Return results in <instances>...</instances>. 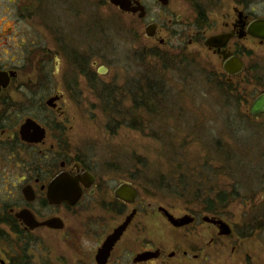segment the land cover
<instances>
[{
	"label": "rangeland",
	"instance_id": "rangeland-1",
	"mask_svg": "<svg viewBox=\"0 0 264 264\" xmlns=\"http://www.w3.org/2000/svg\"><path fill=\"white\" fill-rule=\"evenodd\" d=\"M223 2L224 6L216 8L215 14L210 15L211 26L204 37L225 31L224 22L234 18V2ZM252 3L248 9V13L253 10L251 18L264 17L261 2ZM12 8H16V4L0 0V60L26 58L36 44L49 49L50 34L38 31L34 19L15 22L14 11H9ZM50 13L54 15L56 10L53 8ZM103 14L99 27L89 16L88 29L71 32L67 41L71 40L74 45L84 42L83 46L104 50L107 56L101 62L108 68L104 82L114 81L118 91L103 95L87 91L81 92L82 96L73 91V95L65 97V116L53 118L65 120L68 127H72L69 134L74 154L86 155L97 170H108L109 174L102 176H109L114 187L120 180L131 183L138 190V201L127 211L136 209L137 214L119 247H126L131 240L137 252L144 248L161 249L165 254L175 252L176 256L165 258L164 264H182L178 253L189 247L201 248L202 254L208 255L206 242L213 233L212 226L199 219L198 224L178 231L163 219L157 208L166 209L174 217L205 212L203 205L208 207L210 204L203 201L209 198L216 203L221 191L227 195V202L218 217L233 230L234 236H216L214 264H264V115L251 117L248 113L252 101L264 93V79L257 81L256 77L264 76V43L247 37L230 44L243 63L241 75L231 83V91L242 98V103L239 107H226L222 93L228 91L220 88L226 83L221 75V60L207 51L202 39L192 38L191 31L184 34L183 42L163 34L167 45L160 46L147 40L144 33L123 29L109 12ZM45 19L52 21L51 15ZM7 30H12L11 35L4 37ZM189 39H192V45H188ZM165 55L166 70L162 72ZM180 59L182 62L178 63ZM1 61L0 64L5 65ZM153 69L164 75V97L156 100L148 97L153 105L143 106L141 94L129 92L132 88L129 82L142 83L143 77L156 81ZM30 76L34 79V75ZM43 82L40 88L29 89L30 80L24 81L26 86L22 89L24 94L19 106L3 123L0 216L9 208L17 209L24 204L16 182H11L15 185L13 188L2 185L4 176L13 181L17 177L15 170L20 168L7 158L3 142L17 135L19 124L29 115L37 114L40 119H45L50 114L49 111L40 114L52 89L51 81ZM121 111L133 112L130 115L133 118L124 117ZM168 185L170 192L165 189ZM176 185L186 188L199 185L205 193L195 198L187 190L182 198H178L172 193ZM123 216L121 214L120 219ZM70 219L74 236L86 233L80 246H74L71 251V263L81 264L82 251L91 254L96 243L118 222V215L106 214L94 207L88 209L81 204L73 209ZM217 232L212 236L215 237ZM34 254L39 256L37 251ZM203 257L205 261H191L189 256V262L213 264L208 257Z\"/></svg>",
	"mask_w": 264,
	"mask_h": 264
},
{
	"label": "flooded vegetation",
	"instance_id": "flooded-vegetation-1",
	"mask_svg": "<svg viewBox=\"0 0 264 264\" xmlns=\"http://www.w3.org/2000/svg\"><path fill=\"white\" fill-rule=\"evenodd\" d=\"M117 1L120 5H115L109 0H49L47 3L43 0H9L11 4H16V8L9 10L14 11L12 14L14 21L34 19L38 31L43 30L50 34V48H41L39 44H36L33 50L28 52L26 58L12 57L3 62L0 60L5 64H0V72L8 73V75L10 72L13 73L8 86L0 90V137L5 134L3 123L7 115L19 106L20 97L24 94L22 89L26 86L25 80H30L27 86L29 89L40 88L44 84L43 81H51L52 89L48 99L53 97L57 99L54 101L53 107L46 105L48 99L44 102V110L40 111V114L50 112L45 119H40L37 114L29 115L19 124L17 135L15 134L14 137H9L7 142H3L4 150L8 154L7 158L9 161L12 160L17 168L18 166L20 168L15 170L17 177H14L13 181L4 176L2 185L4 188H13L15 185H12L11 182H16L24 204L17 209L9 208L6 213L0 216V264H53L54 262L72 264L71 251L74 246H80V241L86 236L85 232L76 236L72 233L71 212L81 204H85L88 209L94 207L106 214L118 215V222L110 232L103 236L102 240L96 243L91 254L82 251L81 256L85 259L81 258V264H155L156 262L164 264L165 258L172 259L176 256L175 252L169 253L173 254L169 257V254H165L164 250L152 248H144L137 252L133 248L131 240L127 245L125 244L126 247L120 248L119 246L124 242L126 234L132 227L134 218L106 258L103 253L99 256V251L107 237L124 222L133 210H136L132 209L127 213L133 204H127L117 199L114 195L115 190L122 184L134 186L129 182L118 180L114 187V181L109 176H102L104 173L109 174L108 170H97L86 155L74 154L69 134L72 127H68L65 120L55 121L53 118L61 119L65 116V97L73 95L74 92V94L82 96L81 92L87 91H91L93 95L111 94V91H118L114 81L104 82L103 78L108 73V68L101 62L107 56L104 50H95L89 45L83 46L84 42L74 45L71 40L67 41L68 34L73 31L76 33L86 31L89 25V16L95 20V26L99 27L104 17L103 12L106 11L117 19L123 29L132 33H144L147 40L160 46L167 45L166 40L162 38L163 34H168L173 39L183 42L184 34L191 31V37H197L199 41L202 39L204 46V41L210 37L231 33L233 37L220 48V51L241 60L238 53L232 51L230 44L235 40L239 41L249 37L246 35L239 39V34L246 32L248 25L258 19L251 18L253 10L248 13V9L253 4L252 1H259L264 7V0H228L234 2L232 6L234 18L224 22L225 31L207 37L204 35L211 26L210 15L215 14L216 8L224 6L223 0ZM44 7H47L45 11H43ZM53 8L56 10L54 15L50 13ZM48 15H51L52 21H46L45 18ZM7 31L9 33L5 32L4 37L11 35L12 30ZM147 31H151L153 36L147 38ZM192 44V39H189L188 45ZM207 51L221 60L222 68L223 56L218 54L215 48L207 49ZM181 60L178 63H181ZM30 74L34 75V79L30 78ZM26 75L29 77L26 78ZM221 75L225 77L226 83L231 84L241 74L228 76L222 68ZM58 82L61 87H58ZM15 84H17L16 89H12ZM27 118L32 119L44 130V138L40 143H28L21 140L19 129ZM57 178H59L57 183L61 179L63 184L50 188L52 182ZM74 184L81 190V196L75 205H70L65 201L49 202L48 192L50 190L68 193L69 187L72 188ZM24 190L29 191L33 196L32 200L26 198ZM35 204L37 206L33 207ZM20 211H28L39 224L54 220V225L41 224L30 228L23 220L15 217V213ZM121 214L124 216L120 219ZM186 215H190L194 219L187 226L198 224L199 219L202 221L204 216L213 217L206 212H190ZM209 225L213 227L212 235L214 236L217 228ZM187 226L175 229L185 231ZM231 231L230 237L234 236L232 229ZM212 235L206 242V247L209 249L208 255L202 254L203 249L201 251V248L198 250L189 247L178 253L180 254L179 261L182 264H190L189 256L191 261H197V259L205 261L204 255L214 264L213 248L216 236L217 238H221V236H218V232L215 237ZM35 251L39 253L38 257L35 256ZM152 251H158L157 258L145 262H135L138 255Z\"/></svg>",
	"mask_w": 264,
	"mask_h": 264
},
{
	"label": "water",
	"instance_id": "water-1",
	"mask_svg": "<svg viewBox=\"0 0 264 264\" xmlns=\"http://www.w3.org/2000/svg\"><path fill=\"white\" fill-rule=\"evenodd\" d=\"M109 1L115 5H120L117 0H109ZM246 35L251 38L257 39L260 44L264 43V18H258L253 20L248 25L246 32H241L239 34V39H241ZM152 36L153 33L151 31L146 32L147 38H150ZM231 37H233L231 33L210 37L204 41V46L209 50L215 48L217 53L223 56V60H224V64L222 67L223 72L228 76H236V75H240L243 71L242 61L238 57L230 56L228 53L220 51V48H222ZM12 76H13L12 72H10L9 75L8 73L0 72V90L8 86L9 79ZM56 99H57L56 97L48 99L46 105L49 107H53V103ZM248 113L251 117H259L261 115H264V93H261L252 101L248 109ZM44 133H45L44 130L30 118H27L19 129V135L21 140L28 143H40L44 138ZM59 178H57L55 181L52 182L50 188H54L58 184H63V182H61V179L59 183H57ZM24 194L27 199L32 200L33 196H31L28 190H24ZM114 195L117 199L121 200L124 203L134 204L138 200L139 192L136 188L130 185L122 184L115 190ZM80 196H81V190L75 184L73 185L72 188L69 187L68 193L55 192V190L54 191L50 190L48 192V200L50 203H58L61 201H65L70 205H75V203H77V201L79 200ZM157 211L166 219V221L173 228L185 227L191 224L194 220L190 215L174 217L172 214H170L166 209L162 207H158ZM135 214H136V210H133L126 217L124 222L120 226H118L112 232L111 235L107 237L106 241L102 246V249L99 251V256L103 253V255L106 258V256L109 254L110 250L112 249L116 241L119 240V238L125 231L126 227L134 218ZM15 217L17 219L23 220L30 228H34L41 224L53 226L55 222L54 220H48L44 223L39 224L34 220L32 215L28 211H20L18 213H15ZM202 221L215 226L218 230L219 236L231 235V228L221 219L204 216L202 218ZM171 256H173V254H169V257ZM157 257H158V251L146 252L138 255L135 259V262L137 263L145 262Z\"/></svg>",
	"mask_w": 264,
	"mask_h": 264
},
{
	"label": "trees",
	"instance_id": "trees-1",
	"mask_svg": "<svg viewBox=\"0 0 264 264\" xmlns=\"http://www.w3.org/2000/svg\"><path fill=\"white\" fill-rule=\"evenodd\" d=\"M154 56L155 57H159V55H157L156 53H154ZM163 57V55H162ZM166 58L167 56L165 55L164 56V69L162 68V72L164 70H166ZM182 58V57H181ZM163 59V58H162ZM161 59V60H162ZM181 60V59H180ZM182 62V60H181ZM153 72L157 75L156 77V81L155 80H152V78L148 79L147 77H143L142 79V83L141 81L138 82V81H130V90L129 92H135L136 93H139L141 94L140 95V101L142 103L143 106H148L150 103H152L148 97L150 99H154L156 100L157 98H160V97H164V75L161 73L160 70H157V69H153L152 70V75H153ZM257 77V81H259L260 79H264V76H256ZM220 88H222V90H226L228 91L227 93H222V96H223V101H224V106L228 107L231 105L232 106H240V104L242 103V98L236 94V92H232V84H227V83H223V86H220ZM144 92V94H143ZM143 94V95H142ZM248 96V95H247ZM251 97V95H249ZM153 105V103H152ZM106 106V105H105ZM106 107H109L108 105ZM110 108V107H109ZM135 109V107H134ZM113 114H115L113 111H112ZM133 112H131L129 114L128 111H121L120 114H122L124 117H129L130 115H132ZM134 114V113H133ZM130 118H133L132 116H130ZM134 121V120H133ZM200 186L199 185H195V186H192V187H185V186H182V187H179L178 185H176V187L173 186V195L178 197V198H182V195L187 191L188 193H192V197H199V195H202L205 193V190H202V186L199 188ZM168 192L171 191V186H167L165 188ZM184 192V193H183ZM236 191H234V194L236 195ZM203 202L205 203H209L210 206H206V205H203L204 209H205V212L208 213V214H211L213 217H217L219 218V213H220V210L223 209V207L226 205V202H227V195L225 194V192H219L218 195H217V198H216V203L213 202V201H210L209 198H206V200H204ZM215 203V205L213 204Z\"/></svg>",
	"mask_w": 264,
	"mask_h": 264
}]
</instances>
